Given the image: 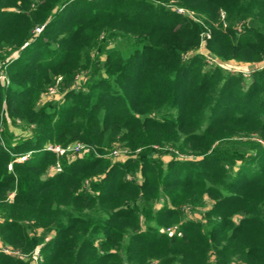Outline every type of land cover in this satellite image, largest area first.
Instances as JSON below:
<instances>
[{
    "label": "trees",
    "instance_id": "trees-1",
    "mask_svg": "<svg viewBox=\"0 0 264 264\" xmlns=\"http://www.w3.org/2000/svg\"><path fill=\"white\" fill-rule=\"evenodd\" d=\"M170 1L0 0L2 245L38 264H264V68L197 52L208 30L222 61H262L264 0H176L201 24Z\"/></svg>",
    "mask_w": 264,
    "mask_h": 264
},
{
    "label": "rangeland",
    "instance_id": "rangeland-1",
    "mask_svg": "<svg viewBox=\"0 0 264 264\" xmlns=\"http://www.w3.org/2000/svg\"><path fill=\"white\" fill-rule=\"evenodd\" d=\"M165 6L172 10V11H176L177 13L181 14V15H188L189 17H191V19H193L194 21H196L197 23H202L201 20L199 18H194L192 17L193 14L190 12V11H187L185 10L184 8H181L179 7V5L177 4V1L176 0H171L170 2H167V4H165ZM224 18V15L223 13L221 14V17H220V20H222ZM241 25V24H240ZM225 23H223V27H225ZM243 26V25H242ZM240 30V26L237 28V31ZM200 43L199 45L197 46L198 50L197 52L199 53V57L201 58L202 60V63H203V68L205 70H208V71H212V70H217V71H220L222 74H231V75H241L243 78H249V75L251 74V72L253 71V68L257 67V68H264V59L262 61H260L259 63H256L255 65L252 66L253 63H248V62H240V61H235V60H221L220 58H218L217 56H215L214 54H212L211 52H209L207 49H206V41L208 39H210V33L209 31H203L201 32L200 34ZM116 40V39H115ZM108 47H116L118 49H120L121 51L125 52L126 50V47L124 45V43L117 39L116 41H112L109 43V46ZM102 59V56L100 57ZM5 63L3 61H0V65L4 67L5 69V74L4 76L1 75L0 76V85L5 87L8 85L9 83V79H8V76H7V68L5 67L4 65ZM3 69V70H4ZM78 80V79H77ZM48 93H54L53 92V89H49ZM50 96V94H41V102H44L47 100V98ZM53 98H60V95L58 93L55 94V96H53ZM9 122V121H8ZM10 124V123H9ZM8 126H10V129L13 131V135H14V140H21L23 138H27V135L29 133V130H26V129H23L21 127V122L18 120V119H15V124H10ZM0 132H1V129H0ZM75 144H78L80 145L81 149L83 147V145L81 143H75ZM75 144H70L68 146L72 147L73 145ZM67 146V147H68ZM55 148V147H59L60 151H57V152H54L55 156L56 157H59L61 155H64V154H69V157L70 156H75V154H80L81 152V149L79 151H66V148H62L58 145H46L45 146V150L46 148ZM48 151V150H46ZM113 151L116 152L117 155H113ZM109 155H108V158L110 159V161H124L127 157L130 156V154H132L128 149L126 148H116L115 150H113ZM50 152V151H49ZM28 155L26 156H23L21 157L20 159H18V161H22V160H25L27 158ZM165 160V159H164ZM49 171L50 172H55L56 171V168L55 167H50L49 168ZM128 178H132V176H128ZM206 202H207V205H208V200L206 199ZM207 207V206H206ZM191 217L193 219L195 218H198V215L196 214V217L195 216H192ZM196 220V219H195ZM171 228H166L165 230H163V233H169L171 232ZM3 243L0 242V251L1 249H6L8 252H13L14 255H11L13 257H20L22 259H25V260H28L29 264H38V261H39V250L37 248H34L33 251L29 252L28 254H24L23 252H21L20 249H13L12 247H9V246H4L2 245ZM6 255H9V254H6Z\"/></svg>",
    "mask_w": 264,
    "mask_h": 264
},
{
    "label": "built area",
    "instance_id": "built-area-1",
    "mask_svg": "<svg viewBox=\"0 0 264 264\" xmlns=\"http://www.w3.org/2000/svg\"><path fill=\"white\" fill-rule=\"evenodd\" d=\"M39 31H40V29H36V32H39ZM5 67H6V66H5ZM3 69H4V67L0 65V76H1V75L4 76V74H5V69H4V70H3ZM80 149H81L80 145L75 144V145H73L72 147L68 146V147L66 148V151H71V152H72V151H73V152L76 151V152H77V151H79ZM46 150H48V151H50V152H53V153H54V152H57V151H60L59 147H55V148H53V147H51V148L49 147V148H48V147H47ZM113 155H117L116 152L113 151ZM1 252L4 253V254L14 255L13 252H8L6 249H1Z\"/></svg>",
    "mask_w": 264,
    "mask_h": 264
}]
</instances>
